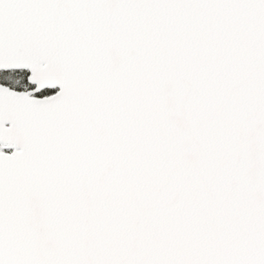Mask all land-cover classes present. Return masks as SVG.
<instances>
[{"label": "snow or ice", "instance_id": "snow-or-ice-1", "mask_svg": "<svg viewBox=\"0 0 264 264\" xmlns=\"http://www.w3.org/2000/svg\"><path fill=\"white\" fill-rule=\"evenodd\" d=\"M0 264H264V0H0Z\"/></svg>", "mask_w": 264, "mask_h": 264}]
</instances>
